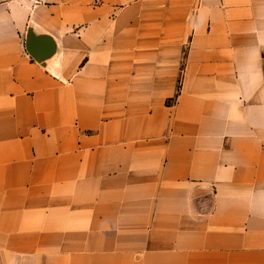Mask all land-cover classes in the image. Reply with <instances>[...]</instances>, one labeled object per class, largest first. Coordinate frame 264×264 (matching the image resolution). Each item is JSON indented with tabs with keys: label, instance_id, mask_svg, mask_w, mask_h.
<instances>
[{
	"label": "crops",
	"instance_id": "0c3cea01",
	"mask_svg": "<svg viewBox=\"0 0 264 264\" xmlns=\"http://www.w3.org/2000/svg\"><path fill=\"white\" fill-rule=\"evenodd\" d=\"M0 264H264V0L0 2Z\"/></svg>",
	"mask_w": 264,
	"mask_h": 264
},
{
	"label": "water",
	"instance_id": "95a60500",
	"mask_svg": "<svg viewBox=\"0 0 264 264\" xmlns=\"http://www.w3.org/2000/svg\"><path fill=\"white\" fill-rule=\"evenodd\" d=\"M33 30L30 27L27 32L26 48L35 59L44 64L45 59L55 53V44L50 46V41L45 36H35Z\"/></svg>",
	"mask_w": 264,
	"mask_h": 264
},
{
	"label": "rangeland",
	"instance_id": "374dc122",
	"mask_svg": "<svg viewBox=\"0 0 264 264\" xmlns=\"http://www.w3.org/2000/svg\"><path fill=\"white\" fill-rule=\"evenodd\" d=\"M3 1H9V0H0V2H3ZM146 20H147V19H146ZM146 25H147V21H146ZM144 30H146V27H145Z\"/></svg>",
	"mask_w": 264,
	"mask_h": 264
}]
</instances>
